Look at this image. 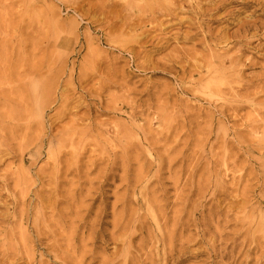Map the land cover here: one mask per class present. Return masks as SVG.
<instances>
[{"label":"rangeland","instance_id":"rangeland-1","mask_svg":"<svg viewBox=\"0 0 264 264\" xmlns=\"http://www.w3.org/2000/svg\"><path fill=\"white\" fill-rule=\"evenodd\" d=\"M173 1L0 0V264H264V50L232 110L199 41L264 0Z\"/></svg>","mask_w":264,"mask_h":264},{"label":"bare ground","instance_id":"bare-ground-1","mask_svg":"<svg viewBox=\"0 0 264 264\" xmlns=\"http://www.w3.org/2000/svg\"><path fill=\"white\" fill-rule=\"evenodd\" d=\"M173 1V0H172ZM175 1V0H174ZM173 1V2H174ZM192 1V0H191ZM202 2V0H193V2H192V4H194L195 5V2H196V5H200L201 4V2ZM209 1H211V0H208V5L210 4V2ZM224 1V0H223ZM232 1V0H231ZM238 1V0H237ZM164 2V1H163ZM168 2V1H167ZM220 2H222V1H220ZM230 2V1H229ZM169 3H170V0H169ZM172 3V2H171ZM223 3V2H222ZM232 3V2H231ZM237 3H241V1L240 2H237ZM251 3H254V2H251V1H249V0H247V1H245L244 2V0H242V3L241 4H243V5H245V6H250V7H252V5H251ZM167 4V3H166ZM146 5V4H145ZM171 5V4H170ZM189 5H190V3H189ZM219 5V4H218ZM236 5V4H235ZM168 6V5H167ZM192 7L191 8H193L194 6L193 5H191ZM155 7V6H154ZM202 7V6H201ZM164 8H166V6L164 7ZM153 9V8H152ZM151 9V10H152ZM161 9V8H160ZM169 9V8H168ZM194 9V8H193ZM203 10V7L202 8H200L199 6L198 7H195V11L197 10V11H200V10ZM220 9H222V7L220 8V6H218L216 9H213L214 10V13L215 12H218ZM247 9V8H246ZM144 10V9H143ZM177 10V9H176ZM162 11V10H161ZM173 11H175V8L173 7V8H171V12H170V10H169V16H172L173 15ZM204 11V10H203ZM209 11H212V10H209ZM235 11V10H234ZM152 12V11H151ZM153 12H154V10H153ZM157 11H155L154 12V15H155V13H156ZM159 12V11H158ZM166 12V11H165ZM252 12H253V14H255L256 12H258L259 14H260V16L261 17H264V3H258V6L257 7H255V8H253V10H252ZM168 13V12H167ZM201 13H204V12H201ZM212 13V12H211ZM235 13V12H234ZM227 14V13H226ZM230 14L231 15H233L232 14V12L231 13H229V14H227V15H225L224 17H219V16H216V15H214L215 17H213L212 15L213 14H211V16H212V18L211 19H207L206 20V22L207 21H213V22H216V23H222V22H226L227 20H228V16H230ZM237 14V13H236ZM152 15V14H151ZM203 15V14H202ZM174 17V16H173ZM232 17H234V16H232ZM201 18V17H200ZM210 18V17H209ZM194 19H196V18H194ZM202 19V18H201ZM245 19V18H244ZM263 19V18H262ZM182 20V19H181ZM180 20V21H181ZM191 20V19H190ZM195 21H197V20H195ZM201 21V20H200ZM199 21V22H200ZM191 22V21H190ZM193 22V21H192ZM181 23V22H180ZM239 25H238V27H237V29L236 30H234V31H232L230 34L228 33V31H227V33L229 34L228 36H226L225 34H222V35H220V33H219V35H216V34H213V33H215V32H213V33H210V32H208V33H205L204 34V36H203V39H199V41L201 40H205V41H207V43H206V47L208 46V51H209V49L210 48H215V47H217V45H218V43H219V41H227V40H229V43L231 42L232 43V45H230L231 46V48L232 47H234V48H236L235 49V51L233 52L232 51V53H230V54H228V49L227 50H225V53H223V52H217L216 50H214V51H216V53L215 52H208L209 54L207 55V52L205 53L207 56L205 57L203 54H200V57H202L203 58V56L205 57L204 58V63H206V65L207 66H209L208 67V69H206V68H204L205 70H213L214 72H211V73H213V75L211 76V77H216V78H218L216 81H214L213 79V82H211L210 81V83L207 81V78H205V81H207L208 82V84H207V87H208V91H209V93H208V95L209 94H211V95H215L216 97H218V98H220V100L222 99V101H225V102H227V99H225L226 97H224L225 96V94L227 93V91H226V89L228 90V91H230L229 90V84L227 85V83L228 82H230L231 80H233L232 79V75H228L227 73H230V71L231 70H235V71H239V73H240V71H242V70H247V69H249V68H252V66H254L255 64H257L258 63V61H255V57H254V54L253 55H250V56H246L245 55V51H247V49H253L254 51H258V50H264V43H261V41H260V39L259 38H255L256 40H253V38H254V36H255V34L259 31V30H261V29H263L264 28V23L263 22H261V20L260 19H256V20H250L249 18H246V20H243V21H238L237 22ZM182 24V23H181ZM203 24V23H202ZM235 24V23H234ZM183 25V24H182ZM191 25V23L188 25V26H190ZM208 25V24H207ZM232 25H233V23H232ZM193 26V25H192ZM196 26V25H195ZM205 26V25H204ZM180 27V26H179ZM190 28V27H189ZM196 29H197V27H195ZM198 28H201V26L200 25H198ZM208 28H209V26H208ZM222 28V27H221ZM224 28V27H223ZM179 29V28H178ZM225 29H227V28H225ZM223 30V29H222ZM250 30H254V32L252 33V32H249ZM187 31V30H186ZM185 31V32H186ZM196 30H193V34L195 35H198V33H199V31H197V32H195ZM205 31V30H204ZM208 31V30H207ZM213 31V30H212ZM224 31V30H223ZM189 32H191V31H189ZM188 32V33H189ZM218 32V31H217ZM188 33H186V34H188ZM204 33V32H203ZM223 33H225V32H223ZM226 33V34H227ZM248 33H251L250 35L251 36H249L248 35ZM180 34V33H179ZM182 34H185V33H182ZM184 35L183 37H182V39H183V41H189L190 39H192L191 37H192V34H189V35ZM254 35V36H253ZM257 35V34H256ZM175 38V37H174ZM177 38V37H176ZM179 38H180V36H179ZM197 38V37H196ZM199 38H202V36L201 37H199ZM261 38V37H260ZM264 38V37H263ZM262 39V38H261ZM172 40H173V38H172ZM198 40V39H197ZM199 41H197V42H199ZM254 41H258L257 43H254ZM253 43H254V45H253ZM237 45V46H236ZM230 48V47H229ZM211 50V49H210ZM252 51V50H251ZM183 52V51H182ZM185 52V51H184ZM205 52V51H204ZM255 53V52H254ZM202 55V56H201ZM193 56H195V55H193ZM264 56V53H261L260 54V57H263ZM196 57V56H195ZM199 57V58H200ZM198 58V59H199ZM176 59H174L173 61H175ZM201 60V59H200ZM177 64V63H176ZM260 64V63H259ZM180 65V64H179ZM188 65H189V63H188ZM198 65V64H197ZM203 66V65H202ZM184 67V66H183ZM180 68H182V67H180ZM194 68H196V67H194ZM192 69V70H196V69ZM264 69V68H263ZM181 70V69H180ZM197 70H199V69H197ZM198 72V71H197ZM206 74V73H205ZM204 74V75H205ZM232 74V73H231ZM240 74H243V73H240ZM203 75V74H202ZM241 76V75H240ZM242 77V76H241ZM240 77V78H241ZM261 77V76H260ZM210 77L208 76V79H209ZM235 78V77H234ZM238 77H236V79H237ZM255 78V77H254ZM194 79V78H193ZM215 79V78H214ZM219 79H221V81L219 82ZM242 79H243V77H242ZM241 79V80H242ZM247 79V78H246ZM245 79V80H246ZM249 79V78H248ZM250 79H252V78H250ZM249 79V80H250ZM202 80H203V78H202ZM201 80V81H202ZM249 80H247V81H249ZM204 81V80H203ZM202 81V82H203ZM236 82H238V80H235ZM206 82V83H207ZM205 83V84H206ZM243 83V82H242ZM246 83V82H245ZM230 84H231V82H230ZM234 84H236V83H234ZM229 86V87H227V86ZM246 85H247V83H246ZM244 86V85H243ZM234 87V86H233ZM241 87V86H240ZM246 87H248V88H244V89H248V91H249V86H246ZM231 88H232V86H231ZM232 89H234V88H232ZM231 89V90H232ZM237 89V88H236ZM240 89H242V87L240 88ZM235 91H237V90H235ZM234 91V92H235ZM247 90H245V92H248ZM231 92V91H230ZM241 93H243L242 91H240ZM244 92V93H245ZM253 92V91H252ZM248 94H249V96H251L250 94H252V93H249L248 92ZM248 94H247V96H248ZM211 95H210V97H211ZM230 96V94H227V96ZM232 95V94H231ZM234 95H236V94H234ZM233 95V96H234ZM241 95H243V94H241ZM241 95H239V97L241 96ZM214 96V97H215ZM244 96V95H243ZM245 96H246V94H245ZM244 96V97H245ZM238 97V96H237ZM213 98V97H212ZM249 98V97H248ZM236 99V98H235ZM238 99V98H237ZM241 99V98H240ZM253 99V98H252ZM213 100V99H212ZM229 100H230V98H229ZM242 100V99H241ZM241 100H238V101H240L241 102ZM248 101H250L249 99H247ZM215 102V101H214ZM242 103V102H241ZM241 103H239V104H241ZM226 106L224 107L225 109H226V107L227 108H229V109H232V110H236V108L238 107V104L236 103V104H234V103H229V102H227V103H224ZM221 105H222V103H221ZM242 107V105H239V107ZM216 107V106H215ZM256 107V106H255ZM219 108V107H218ZM222 108V107H221ZM241 109V108H240ZM254 109V108H253ZM259 109V108H258ZM225 111V110H224ZM230 111V110H229ZM227 113V112H226ZM233 119V118H232ZM262 121V120H261ZM259 122H260V120H259ZM262 124V123H261ZM252 126V125H251ZM258 129V128H257ZM261 137V136H260ZM262 137H264V135L262 134ZM260 139V138H259ZM262 140V139H261ZM263 141V140H262ZM261 141V142H262ZM21 147V146H20ZM20 149V148H19ZM261 150V149H260ZM39 170V169H38Z\"/></svg>","mask_w":264,"mask_h":264}]
</instances>
